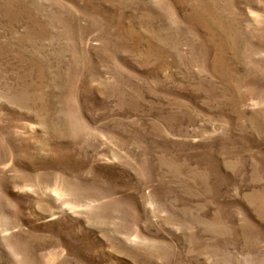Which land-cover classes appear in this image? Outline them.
Here are the masks:
<instances>
[{
    "label": "rangeland",
    "instance_id": "1",
    "mask_svg": "<svg viewBox=\"0 0 264 264\" xmlns=\"http://www.w3.org/2000/svg\"><path fill=\"white\" fill-rule=\"evenodd\" d=\"M0 264H264V0H0Z\"/></svg>",
    "mask_w": 264,
    "mask_h": 264
}]
</instances>
